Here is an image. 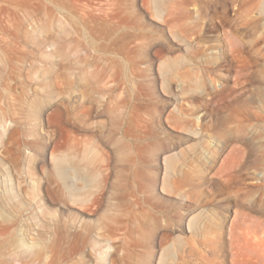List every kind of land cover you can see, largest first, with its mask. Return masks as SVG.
Returning a JSON list of instances; mask_svg holds the SVG:
<instances>
[{
    "label": "rangeland",
    "instance_id": "374dc122",
    "mask_svg": "<svg viewBox=\"0 0 264 264\" xmlns=\"http://www.w3.org/2000/svg\"><path fill=\"white\" fill-rule=\"evenodd\" d=\"M0 118V264H264V0H0Z\"/></svg>",
    "mask_w": 264,
    "mask_h": 264
},
{
    "label": "bare ground",
    "instance_id": "6f19581e",
    "mask_svg": "<svg viewBox=\"0 0 264 264\" xmlns=\"http://www.w3.org/2000/svg\"><path fill=\"white\" fill-rule=\"evenodd\" d=\"M36 107L38 108L37 105H36ZM2 121H3V119L0 118V125H1ZM1 130H3V129L1 128ZM1 137L2 136H0V147L5 148L3 145L4 138L3 137L1 138ZM149 213H151V212L149 211ZM151 215H154V217H153L154 218L153 219V232H152L154 237L157 234V230L166 229L167 227H169L170 222L175 217L174 215H172L171 210H164V211L155 210L153 213H151ZM161 217H163V219H161ZM178 217H181L179 213H178ZM198 217L200 218L201 216H198ZM198 217H195V218H193V220H190L189 229H190V232L192 234L194 233L195 230L197 231L196 227L200 225L201 221ZM158 220H164V221H162L164 223L158 224L160 222ZM179 220H180L179 222H181V218ZM154 237L145 239L144 241H142V239H137L136 242L131 245V247L134 249L137 246L145 249V251H138L137 254L133 253L135 258L138 256H139V258H141V256L144 255V257L141 259H134L133 255L131 254L130 255L131 260H129L130 259L129 256L125 257V255H123V254L122 255L116 254L115 253L116 249H115L114 252L109 256V258L107 256L106 252H101V251L98 252L95 256L97 264H108L107 260H109L111 264H151V259L153 256L152 245L154 244V241H153ZM255 237H256L255 235H252L250 238L255 239ZM21 244H23V246H25L24 240H22ZM256 244H257V242H256ZM260 244H262V246L264 247V234L262 237L260 236L258 238V244L257 245H260ZM95 245H96V243H94V246ZM123 245H127L126 242H124V241L120 242L119 244H117V247L121 248ZM107 247L108 246L105 244V245H101L99 248L100 249L101 248L107 249ZM40 249H41L40 246H37V244H36V249H34V247H32V246L30 248H27V246H26V249H25L26 251H24V252L25 253L31 252L30 253L31 256L32 255L37 256V253L39 252ZM232 249H233L232 247L229 248L230 251ZM186 253H187L186 242L184 239L180 238L174 244V253H172V254L167 253L166 254L165 260L166 261L170 260V262L165 263V264H178L177 260H182V259L186 258ZM232 256H233V254H232ZM231 261H232V264H250L251 263V260L249 259V257L246 254L241 259H238V260H236V259L234 260V258L231 257Z\"/></svg>",
    "mask_w": 264,
    "mask_h": 264
}]
</instances>
